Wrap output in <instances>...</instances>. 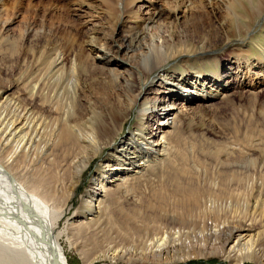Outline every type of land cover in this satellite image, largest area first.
<instances>
[{
    "label": "bare ground",
    "instance_id": "obj_1",
    "mask_svg": "<svg viewBox=\"0 0 264 264\" xmlns=\"http://www.w3.org/2000/svg\"><path fill=\"white\" fill-rule=\"evenodd\" d=\"M217 1L219 5H215L214 0H195L196 4L202 5L200 9L206 17L214 16L219 6H226L229 9L228 13L237 19L239 17L237 7L241 6L248 5L252 18L264 13V0ZM116 2L121 3V0ZM172 2L169 3L165 12L164 21L157 26L153 34H147V32L155 23L156 18L164 11L155 6V0H130L126 7L129 17L134 20L132 28H135L136 32H129L125 35L124 42L116 45V50L123 47L126 50L142 48L140 39H145L143 48L136 55L138 58L134 65L139 72H142V76L138 74L135 79L142 81L146 74H153L150 81H145L146 84L140 85L132 99L131 97L127 98V103L118 102L120 101L118 92L102 102L103 106L107 107L108 105L110 108H113L116 103L125 104L124 109H129L137 103L136 128L134 131H130L128 142L122 138L118 142L100 141L99 129L92 123L96 115L98 98L91 97L90 88L88 84H85L86 80H95L94 76L97 73L111 76L114 79L111 65L115 62L121 63V61H116L114 55H108L113 53V49L111 51L98 46V44L100 45L98 43L99 31L96 27L92 29L91 36L87 40V43L91 45L84 47V51L87 50L84 55L85 60L91 59L93 62L90 67L89 64L80 66L81 64L72 58L69 70H65L67 56L59 51L55 52V60L53 59L49 68L50 72L55 70V98L53 97L55 100L51 99V90L47 89V92H44L46 82L41 80L30 84V90L27 93L31 99L38 95L44 96L45 100L40 106H37L34 101L30 105H25L23 98L21 100L9 97L6 91L0 87V107L3 102L6 105L5 111L0 110V264H54L43 227L39 225L37 219L40 216L44 226L48 223L50 228L54 229L55 222L62 215L61 210L55 208L53 210L48 203L50 199H53L55 189L42 180L34 178L30 171H26L25 167L29 166L27 164L30 162L41 165L53 163L55 166H64L66 169L72 170V175L78 179L82 176V170L86 168L93 155L107 145V153L103 156L102 164L96 171L97 177L93 178L96 184L88 189V198L86 197L85 207L80 216L91 221L92 218L89 216L92 215L93 210L99 208V200L103 197L100 194L106 193L107 183L113 182L119 177L124 180L131 172L135 174L147 166V159H142V156L135 158V152L141 150L147 152L148 155L145 154V157H150L153 154L152 163L155 162L150 164L151 166L149 164L147 166L151 169L149 170L150 174L153 175V181L150 178L148 183V197L157 206V213L164 217L167 224L173 225L174 229L163 231L158 237L153 235V238L141 246L131 245L123 248L120 246L119 249L118 246L112 247L113 249L108 247L104 253L93 255V257L81 253L83 264H90L102 257H108L114 264L119 259L138 264H152L151 262L163 264L168 261L178 262L196 254H206L209 251L219 253L223 260L227 261V264H245L248 260L264 264V159L261 158L264 155L249 159L248 167L258 178L247 182V184H242V180L233 173L227 176L220 175L218 170L224 163L215 154L216 181L206 185L208 182L205 177L207 170L205 162H196L194 156L180 149H172L173 151L167 149V137L163 134L160 135L161 137H157L163 128L162 123H158L155 127L154 124L149 125V116L163 115L164 118L174 114L172 104L165 105V99L176 98L185 103L208 101L227 89L234 88L235 85L242 86L247 81L248 75L253 73V66L257 65L254 63L255 61L249 59L248 55H243L245 53L241 52V55L244 56L241 58V55L238 56L231 51L229 54L233 55L231 58L237 66L236 82H223L224 75L216 71L208 74L202 73L198 54L203 55L202 59L208 62L216 61V58H209L214 52L212 50V47L215 46L214 40L208 34L197 35L196 39L187 38L185 30L198 31L196 28L198 22L188 18L191 16L190 14L197 13L200 9L196 7L198 5L195 2L190 0H173ZM116 11L115 16L111 15L113 17L108 18L112 23L109 25L114 32L116 23L122 17L121 14L118 15L117 9ZM123 27L125 25H122ZM244 29L246 33L250 28L246 25ZM225 33L223 38L220 36L223 41L229 38ZM189 40H192L193 43ZM249 40L241 43L242 48L248 50L252 44H255L257 48L262 46L258 41L252 39L254 42H251ZM261 51L263 53L258 60V72L255 75L260 74L264 78V48ZM173 59L176 62L173 65H168V62ZM154 83H158L157 91H153ZM18 84L17 81L8 83L4 88L9 90ZM128 88L129 92L130 89L132 91L135 89L134 81L127 85L126 90ZM150 92H161L163 97L162 103H158L156 106V112L154 110V112H148L146 109V104H149L147 98ZM83 98L87 100L82 101ZM155 102H153L154 106ZM54 113L53 130L49 137L42 141L48 123L47 118H52ZM171 122L167 124L169 125ZM258 148L260 151L262 150L261 147ZM35 150L40 153L59 151L62 156L58 160L55 155V161L52 159L53 157H47V161L44 162L45 159L42 156L39 158L36 157V154L33 155ZM61 163L63 164L61 165ZM110 165L112 167H109ZM128 165L131 168H126ZM14 170L23 171V175L29 174V178H27L31 181V190L26 189L24 181H20L12 174ZM154 182L160 185V188H155ZM241 184L248 187L250 193L248 198L255 199L253 205H250L249 202V205L244 207L243 216V212L239 211L241 208V204L238 202L240 192L235 190L236 186ZM39 196H44L46 200ZM92 200L94 203L91 204ZM136 208L138 210L137 217L147 215L145 209L148 208V205H139ZM123 213L119 212L118 214ZM219 216H223L224 219ZM102 218L104 219V216ZM147 231L149 232V230ZM142 235L141 237H143ZM190 235H194L193 237L198 239H188ZM57 236H55V242L60 253L58 264H68L62 247L57 241ZM145 237L147 238V235ZM194 241H198L200 244L195 245ZM109 250L110 252H108Z\"/></svg>",
    "mask_w": 264,
    "mask_h": 264
},
{
    "label": "rangeland",
    "instance_id": "obj_2",
    "mask_svg": "<svg viewBox=\"0 0 264 264\" xmlns=\"http://www.w3.org/2000/svg\"><path fill=\"white\" fill-rule=\"evenodd\" d=\"M116 1L118 0H0V87L6 91L9 97L21 100L23 98L25 105H30L34 101L37 106H40L45 100L44 96L38 95L31 99L27 93L30 90V84L41 80L46 82L44 92H47V89L51 90V99L55 98V70L53 72L49 70L51 67L50 63L55 60V52L59 51L67 56L65 70H69L72 58H75L81 64L80 66L89 64L90 67L93 62L91 59H88L89 61L85 60L84 55L87 50L84 51V47L91 45L87 43V40L91 36L92 29L96 27L99 31L98 43L100 45L98 44V46L111 51L113 49V53L108 55H114L117 59L116 61H121V63L117 64L115 62L111 65L114 79L111 76L97 73L94 76L95 80H86L87 83L85 84H88L90 88L91 97L98 98L96 115L92 123L99 129L100 141L118 142L122 138L128 142L130 131H134L136 128L137 103L132 105V109H124L125 104L116 103L113 108H110L108 105L107 107L103 106L102 102L118 92V98H120L118 102L127 103V98L131 97L132 99L140 85L142 83L146 84L145 81H150L153 74H146L142 81L135 79L136 75H141L142 73L134 66L138 58L136 55L145 43V39H140L142 36L139 38L140 47L142 48L126 50L123 47L118 51L116 50L117 46L124 42L123 38L125 35L129 32H136V29L132 28L134 27V20L129 17V13L126 11L130 0H121V3ZM172 1L155 0V6L164 11L156 18L155 23L149 28L147 34H153L157 26L164 21L165 12L169 3H173ZM190 1L195 2V0ZM217 2V0L216 2L214 0L215 5H219ZM201 6L198 5L196 7L200 9ZM237 8L238 19L228 13L229 9L226 6H219L214 16L209 15L206 17L201 9L197 13L193 12L188 19L198 22L196 25L198 31L193 32V30L189 29V31L185 30V34L187 38L192 39H196L197 35L208 34L214 40L215 46L212 47L214 52L209 58H216V61L208 62L202 59L203 55L198 54L202 73L208 74L216 71L224 75L223 82H236L237 66L231 58L233 55L229 54L233 51L238 56L243 52L245 53L243 55H248L250 60L255 61L254 63L257 65L253 66L254 74L248 75L249 78L247 77V81L242 86L235 85L234 88L227 89L222 94L208 101L185 103L176 98L165 99L166 103L164 104H172L174 114L164 118L163 115L148 117L149 125L154 124L155 127L158 123H162L163 128L157 137H161L162 134L167 137V149H171V151L180 149L194 156L196 162H205L207 165L205 177L208 182L206 185L216 181L215 154L224 164H227L225 166L222 164V167L219 168L220 175L227 176L233 173L242 180V184H247V182L258 178L253 170L248 167L249 159L264 155V78L260 74L255 75L258 72V60L262 57L261 53H263L261 50L264 48V13L261 16L252 18L251 9L248 8V5ZM116 9L118 10V15L121 14L122 17L116 23L114 32L111 29V25H109L112 23L109 22L108 18L116 15ZM123 10L125 11L122 14ZM122 25H125V27L122 28ZM246 25L250 29L245 33L244 28ZM224 33L228 35V40L223 41L220 39V36L223 38ZM251 38L256 42L258 41L262 46L260 45L261 47L257 48L255 44H252L248 50L247 48H242L241 43ZM252 39L249 41L254 42ZM189 41L193 43L192 40ZM243 55H241V58L244 57ZM174 62H176L175 59L170 60L168 65H173ZM15 81L19 82V84L9 90H6V87L4 88L8 83H15ZM132 81L135 83V89L133 91L130 89L129 92V88L126 90V87ZM153 87V91H157L158 83H154ZM54 98L53 100H55ZM162 98L161 92H150L147 98L149 104H146L148 112L153 110L156 112V106L158 103H162ZM86 100L83 98L82 101ZM154 101H156L155 106L153 105ZM1 106L0 110L5 111L6 105L4 102ZM54 115L55 113L52 118H47L48 123L44 132L47 136L43 134L42 141L49 137L53 130L55 125ZM169 122L171 124L168 125L167 123ZM258 147H261L262 150L260 151ZM107 148L108 145L103 146L101 151L99 150L93 155L86 168L83 169L84 171L82 170V176L78 179L75 175H72V170H68L64 166H55L53 163L41 165L40 163L34 164L30 162L27 164L29 166L25 167V170L30 171L34 178L42 180L45 184L55 189L53 199H50L48 203L53 210L54 208L61 210L62 215L53 227L54 234H56L55 236L58 235L57 241L62 247L68 264H83L81 253L88 257H93V255L97 256L100 253H104L108 247L113 249L112 247L118 246L119 249L120 246L122 248L131 245L141 246L153 238V235L158 237L163 231L174 229L173 225L167 224L164 217L157 213V206L148 197V183L150 178L153 181V175L150 174L151 171L149 170L151 169L147 166L155 162L152 163L153 154L150 157H145L147 152H142L141 150L135 152V158L142 156V159H147V168L145 167V170L140 169L137 172L141 171L140 174L131 172L124 180L119 177L121 181L118 178L113 182L107 183L106 193L100 194L103 197L99 200V208L93 210L94 212L89 216L92 220L89 221L80 216L85 207L88 189L96 184L93 178L97 177V168L102 164L101 160L107 153ZM35 154L39 158L42 156L45 159L44 162L47 161V157H53L52 159L55 161V155H57L58 160L62 156L59 151L40 153L35 150L33 155ZM261 158L264 159V156ZM109 167L112 166L110 165ZM126 168H131V166L128 165ZM12 174L20 181H24L26 189L31 190V181L28 180L29 174L23 175V171L18 170H14ZM242 184L236 186L235 190L240 192L238 202L241 204V208L239 211L243 212V216L244 207L248 206L249 202L250 205H253L255 199L248 198L249 189ZM154 187L160 188V185L154 182ZM193 187L195 188L196 185L194 184ZM184 193L186 194V191ZM39 197L46 200L44 196ZM92 202L94 203V200L90 203L92 204ZM90 203L89 205H91ZM139 205H148V208L145 209L146 216H136L138 211L136 207ZM117 212L124 213L118 214ZM103 216L104 219H101ZM219 218L224 219L223 216H219ZM214 221L216 220L214 219ZM146 235L147 238L145 237ZM193 236L190 235L188 239H198ZM196 236L198 235L196 234ZM194 244L199 245L200 242L194 241ZM173 260H176V258H173ZM126 263L138 264L120 259L115 264ZM151 263L154 264L153 262ZM216 263L227 264V261L223 260L219 253L209 251L206 254H196L178 262L168 261L163 264ZM90 264L114 263H111L108 257H102L92 261ZM245 264L260 263L248 260Z\"/></svg>",
    "mask_w": 264,
    "mask_h": 264
},
{
    "label": "water",
    "instance_id": "obj_3",
    "mask_svg": "<svg viewBox=\"0 0 264 264\" xmlns=\"http://www.w3.org/2000/svg\"><path fill=\"white\" fill-rule=\"evenodd\" d=\"M40 219L41 217L39 216L37 220L39 222V225L43 227V231H44L43 233L46 238L47 245L50 247V254H51L52 262L54 264H58V262L60 261V253H59L58 247L55 242L56 240L54 236L55 235L54 229H51L48 223L46 226H44L42 220Z\"/></svg>",
    "mask_w": 264,
    "mask_h": 264
}]
</instances>
